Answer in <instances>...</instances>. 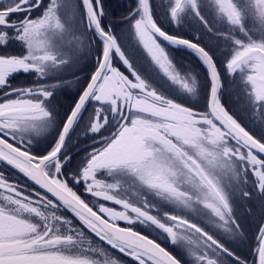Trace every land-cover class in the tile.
<instances>
[{
  "label": "snow or ice",
  "instance_id": "6c2138e0",
  "mask_svg": "<svg viewBox=\"0 0 264 264\" xmlns=\"http://www.w3.org/2000/svg\"><path fill=\"white\" fill-rule=\"evenodd\" d=\"M121 8L0 0V264H264V0Z\"/></svg>",
  "mask_w": 264,
  "mask_h": 264
},
{
  "label": "trees",
  "instance_id": "16d2710c",
  "mask_svg": "<svg viewBox=\"0 0 264 264\" xmlns=\"http://www.w3.org/2000/svg\"><path fill=\"white\" fill-rule=\"evenodd\" d=\"M106 2L108 3L110 10H115L116 12H120V11H122L121 5L125 4L126 0H106ZM182 64L190 66L189 60H188L187 64L186 63H182ZM66 95L67 94L61 95L60 100L63 101V102L66 100V103L68 105L70 103V101H71V98L66 97ZM20 180H21V182H25L22 177H20ZM77 190L80 191V189H77Z\"/></svg>",
  "mask_w": 264,
  "mask_h": 264
},
{
  "label": "rangeland",
  "instance_id": "374dc122",
  "mask_svg": "<svg viewBox=\"0 0 264 264\" xmlns=\"http://www.w3.org/2000/svg\"><path fill=\"white\" fill-rule=\"evenodd\" d=\"M141 55H146V54L141 53ZM177 60L180 63H186L187 64L189 59L184 58V56L182 54H180V55H177ZM72 91H74V90H69V92L66 95V97L71 98ZM60 103L63 104L64 106L67 105L66 100L64 102L60 100Z\"/></svg>",
  "mask_w": 264,
  "mask_h": 264
},
{
  "label": "flooded vegetation",
  "instance_id": "af4514ba",
  "mask_svg": "<svg viewBox=\"0 0 264 264\" xmlns=\"http://www.w3.org/2000/svg\"><path fill=\"white\" fill-rule=\"evenodd\" d=\"M243 123H245V125H246L249 129H251V130H253V131H256V132L258 133V129H256L251 123H249V122L247 121L246 118L243 120Z\"/></svg>",
  "mask_w": 264,
  "mask_h": 264
},
{
  "label": "water",
  "instance_id": "95a60500",
  "mask_svg": "<svg viewBox=\"0 0 264 264\" xmlns=\"http://www.w3.org/2000/svg\"><path fill=\"white\" fill-rule=\"evenodd\" d=\"M22 177V176H21ZM23 178V177H22ZM24 179V178H23Z\"/></svg>",
  "mask_w": 264,
  "mask_h": 264
}]
</instances>
